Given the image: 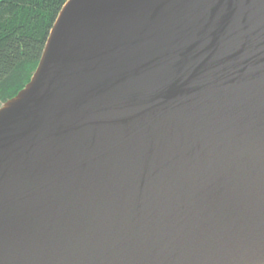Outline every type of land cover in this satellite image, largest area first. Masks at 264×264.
Wrapping results in <instances>:
<instances>
[{
  "label": "water",
  "instance_id": "95a60500",
  "mask_svg": "<svg viewBox=\"0 0 264 264\" xmlns=\"http://www.w3.org/2000/svg\"><path fill=\"white\" fill-rule=\"evenodd\" d=\"M0 264H264V0H69L0 108Z\"/></svg>",
  "mask_w": 264,
  "mask_h": 264
},
{
  "label": "trees",
  "instance_id": "16d2710c",
  "mask_svg": "<svg viewBox=\"0 0 264 264\" xmlns=\"http://www.w3.org/2000/svg\"><path fill=\"white\" fill-rule=\"evenodd\" d=\"M69 0H0V108L32 81Z\"/></svg>",
  "mask_w": 264,
  "mask_h": 264
},
{
  "label": "bare ground",
  "instance_id": "6f19581e",
  "mask_svg": "<svg viewBox=\"0 0 264 264\" xmlns=\"http://www.w3.org/2000/svg\"><path fill=\"white\" fill-rule=\"evenodd\" d=\"M24 93H22L17 99H15L12 103L16 102V101H19L24 95Z\"/></svg>",
  "mask_w": 264,
  "mask_h": 264
}]
</instances>
